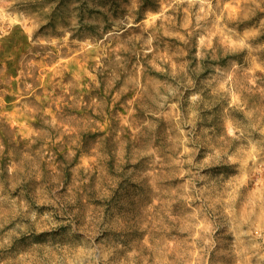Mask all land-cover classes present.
<instances>
[{
    "label": "rangeland",
    "instance_id": "rangeland-1",
    "mask_svg": "<svg viewBox=\"0 0 264 264\" xmlns=\"http://www.w3.org/2000/svg\"><path fill=\"white\" fill-rule=\"evenodd\" d=\"M0 264H264V0H0Z\"/></svg>",
    "mask_w": 264,
    "mask_h": 264
}]
</instances>
